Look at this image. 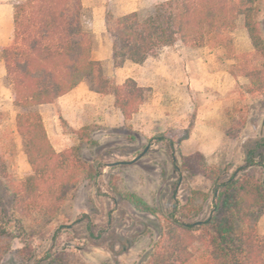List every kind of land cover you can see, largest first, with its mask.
<instances>
[{
	"label": "trees",
	"instance_id": "trees-1",
	"mask_svg": "<svg viewBox=\"0 0 264 264\" xmlns=\"http://www.w3.org/2000/svg\"><path fill=\"white\" fill-rule=\"evenodd\" d=\"M260 10V0H161L147 9L107 16L113 66L121 67L126 61L142 64L162 47L177 42L190 48L209 45L225 50L235 60L229 73L245 77L250 92L263 93ZM240 17L252 45V50L244 53L233 51L229 34ZM12 24V38L8 45L0 46V58L12 86L16 131L23 139L31 169L10 190L15 227L23 230V220L31 211L44 214L47 224L60 206L74 196L80 181L96 178L102 164L98 157L92 161L82 158L78 146L57 152L38 107L54 102L86 81L91 91L113 96L124 124L129 125L148 88L139 86L132 78L114 83L105 74L102 63L91 58L94 39L83 20L81 0H16ZM222 130L231 139L239 136L234 124L227 123ZM189 134L190 126L173 128L160 133L157 140L178 153L176 168L181 174L200 175L211 181L213 191H217L212 213L202 222L193 223L179 221L175 212H170L141 264H195L197 260L200 264H264V238L257 233V222L264 209L263 175L257 174L258 169L264 172V136L244 147L240 173L234 172L223 180L227 167L209 163L198 151L189 155L179 152L182 140ZM190 193L181 214H191L195 208V212L199 211V205L207 198L200 190ZM122 197L138 211L156 213L154 207L133 192ZM16 213L19 215L15 216ZM8 233L7 226L0 224V237ZM9 249L0 246V264H4L3 256ZM14 254L23 261L31 258L26 245ZM46 264L87 263L59 251L50 253Z\"/></svg>",
	"mask_w": 264,
	"mask_h": 264
},
{
	"label": "rangeland",
	"instance_id": "rangeland-1",
	"mask_svg": "<svg viewBox=\"0 0 264 264\" xmlns=\"http://www.w3.org/2000/svg\"><path fill=\"white\" fill-rule=\"evenodd\" d=\"M15 1L0 0V46L8 45L12 38L10 9ZM159 1L161 0L94 2L100 4L106 18L134 9H147ZM260 8L258 21L264 37V0H260ZM83 20L90 31L91 14L88 11ZM229 34L233 51L244 53L252 50L243 17L238 19L236 27ZM107 37L104 33L103 40ZM170 47L174 50L185 47L183 51H186V57L190 60L202 56L213 58L215 67L229 75V81H223V85L218 88L220 90L215 91L220 95L218 100H221L215 122L216 128L223 133V142L205 156L209 163L227 167L223 176V180H227L232 173H240L239 167L244 164V147L264 136V92H250V84L245 77L229 73V66L235 60L228 57L221 48L209 45L190 48L178 42ZM161 52L162 49L152 58H158ZM111 80L115 83L114 79ZM178 88L179 90L173 89L178 96L172 95L167 100V112L175 117L171 123H156L155 120L135 116L129 125L108 126L99 116V120L95 119L79 129L63 125L64 132L71 140H66L69 146L62 150L78 146L79 154L87 161L98 157L102 161L99 173L92 180L80 181L74 196L60 206L47 224L43 221L44 214L31 211L23 220L25 228L22 230L15 227L10 190L31 169L24 153L23 139L16 131L17 109L12 104V86L6 78L0 58V224L7 226L9 231L7 235L0 237V246L10 248L3 256L4 264H46L47 256L59 251L87 264L104 261L141 264L150 254L153 243L159 237L160 226L165 225V218L170 212L174 211L179 221L193 223H200L211 215L212 203L217 194V191H213L211 181L200 175L186 177L181 174L176 168L178 153L157 140L160 133L173 128L182 129L175 127L181 125L180 119L184 125L192 128L202 99L195 96L194 90L188 85L187 89ZM150 96L151 91L148 89L146 99ZM227 123L235 125L239 134L237 139H231L223 132L222 127ZM147 145L148 148L142 153ZM179 152L185 155L180 149ZM140 153L141 156L133 160ZM117 161L127 163L109 165ZM257 174L263 175L264 181V172L258 169ZM192 190L205 192L207 198L199 205V211L195 212V208V213L181 214ZM127 192L142 197L156 209V213L136 210L123 199L122 195ZM17 215L19 214L16 213L15 216ZM261 229H264V209L257 222V233L264 238ZM25 245L28 246L31 258L23 261L14 252ZM195 264H200L199 260Z\"/></svg>",
	"mask_w": 264,
	"mask_h": 264
},
{
	"label": "crops",
	"instance_id": "crops-1",
	"mask_svg": "<svg viewBox=\"0 0 264 264\" xmlns=\"http://www.w3.org/2000/svg\"><path fill=\"white\" fill-rule=\"evenodd\" d=\"M81 1L83 17L87 11L91 14L90 32L94 39L91 58L102 63L105 74L110 79H114L115 83L121 84L125 79L132 78L139 86L151 91L150 98H145L138 106L129 124L135 116L146 117L149 121L155 120L156 123L174 122L175 117L167 112V100L172 95L178 96L174 88L187 89L188 85L191 90H194L195 96H199L202 100L199 102L190 134L188 138L182 140L179 149L185 155L198 151L204 156L216 150L224 137L223 133L216 128L215 119L218 117L217 108L221 100H218L220 95L215 91L220 90L218 88L223 85V81H229V75L215 67L213 58L202 56L190 60L186 57V51H183L185 47L174 50L170 45L161 48L163 52L158 58L149 57L142 64L126 61L121 67H114L112 37L107 31L106 18L101 6L95 4V0ZM11 10L13 11V7L10 9L12 20ZM104 33L108 35L105 41ZM38 110L47 136L56 151L68 147L71 140L64 132L63 125L79 129L95 119L99 120V116L108 126L124 124L119 109L114 105L113 96L91 91L86 81L79 82L72 90L59 96L54 102L40 105ZM179 112L182 113L181 110ZM180 121L181 125H175V127L187 128L183 120L180 119ZM260 232L264 234V229Z\"/></svg>",
	"mask_w": 264,
	"mask_h": 264
},
{
	"label": "water",
	"instance_id": "water-1",
	"mask_svg": "<svg viewBox=\"0 0 264 264\" xmlns=\"http://www.w3.org/2000/svg\"><path fill=\"white\" fill-rule=\"evenodd\" d=\"M147 148H148V145L145 147V149L142 151V153H143ZM142 153H140L138 156H136L133 160H135L136 158L140 157ZM133 160H132V161H133ZM132 161H131V162H132ZM118 163L122 164V163H127V162H126V161H117V162L109 163V165H115V164H118Z\"/></svg>",
	"mask_w": 264,
	"mask_h": 264
}]
</instances>
